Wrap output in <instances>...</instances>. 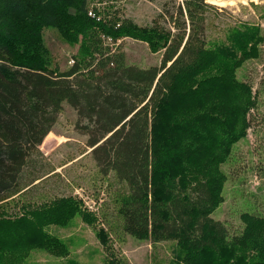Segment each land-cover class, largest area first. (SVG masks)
Listing matches in <instances>:
<instances>
[{"label": "trees", "instance_id": "trees-1", "mask_svg": "<svg viewBox=\"0 0 264 264\" xmlns=\"http://www.w3.org/2000/svg\"><path fill=\"white\" fill-rule=\"evenodd\" d=\"M91 1L0 0V264L18 263L30 248L66 251L44 228L77 214L73 198H30L7 211L52 175L43 174L40 146L64 103L101 174L125 186L116 202L126 234L177 242L182 264H264V216L243 213L232 237L212 218L228 180L221 167L259 112V93L235 72L262 57V31L246 28L231 47L208 49L205 0H184L175 32L157 21L141 28L107 19L96 8L90 17ZM49 28L81 44L82 58L66 71L50 67L42 43ZM127 37L163 52L161 66H127L102 42ZM102 244L107 264H124Z\"/></svg>", "mask_w": 264, "mask_h": 264}, {"label": "rangeland", "instance_id": "rangeland-1", "mask_svg": "<svg viewBox=\"0 0 264 264\" xmlns=\"http://www.w3.org/2000/svg\"><path fill=\"white\" fill-rule=\"evenodd\" d=\"M183 5L184 0H92L89 9H98L100 16L107 19L132 21L141 28L151 27L157 21L175 32L173 23L179 19L178 9L184 8ZM204 5L208 49L231 47L230 40L246 28H260L264 36V0H205ZM167 13L174 15L173 20ZM181 21L189 32L188 18L184 16ZM42 33L51 68L63 72L82 58L77 40H64L54 28ZM102 42L110 47L111 54L123 56L127 66L140 69L161 66L163 52L152 53L144 42L130 37L114 42L102 38ZM261 51L260 59L245 62L235 72L237 80L250 82L254 94L259 93V112L254 115L246 138L234 146L221 167L228 180L223 190L224 202L212 218L223 223L231 237L242 230L243 213L264 216V44ZM77 121L76 111L64 103L53 131L40 146L44 155L43 174L52 175L30 193L7 203V211L17 213L30 198L38 197L43 202L71 197L78 202L74 217L44 228L63 242L66 251L53 253L49 251L52 247L30 248L20 253L16 264H107L109 252L102 243H108L109 251L124 264H182V250L177 242L152 243L123 231L116 201L125 186L118 183L113 173L101 174L88 147V137L76 130Z\"/></svg>", "mask_w": 264, "mask_h": 264}, {"label": "built area", "instance_id": "built-area-1", "mask_svg": "<svg viewBox=\"0 0 264 264\" xmlns=\"http://www.w3.org/2000/svg\"><path fill=\"white\" fill-rule=\"evenodd\" d=\"M89 16L95 18L96 14L93 12V10L89 11Z\"/></svg>", "mask_w": 264, "mask_h": 264}]
</instances>
